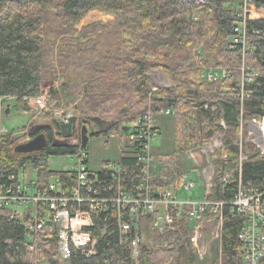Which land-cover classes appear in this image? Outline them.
Segmentation results:
<instances>
[{
    "label": "trees",
    "instance_id": "1",
    "mask_svg": "<svg viewBox=\"0 0 264 264\" xmlns=\"http://www.w3.org/2000/svg\"><path fill=\"white\" fill-rule=\"evenodd\" d=\"M240 1L0 0V99L15 97L16 102L27 104L42 95L44 82L72 72L75 81L64 85L61 92L52 90L51 97L58 99L61 93L76 98L81 129L87 121L92 137L119 138L117 163L128 173L137 168V159L124 142L130 131L124 123L168 109L175 111L174 154L223 134L219 124L222 112L229 131L227 147L220 155L234 153L236 149L229 146L240 141L241 121L264 117V16L249 20L245 51L241 45H234L238 22L234 9ZM255 6L258 12L264 11V0H256ZM201 8L206 19L195 20L194 13ZM95 10L114 16V23H93L79 30L81 20ZM198 44L216 58L219 67L231 71L230 77L199 85L191 81L202 79ZM243 63L247 70L260 71L261 75L246 86L249 96L242 105L236 89L242 81ZM158 69L171 79V88L152 89L150 74ZM191 90L199 94H190ZM215 106L218 108L214 110ZM60 125L42 131L48 144L41 152H12L8 146L15 140H7L0 151V183L10 184V175L19 177L30 167L37 172L39 188L48 187L52 178H58L68 192L76 186L69 171L49 168L51 157L81 153L77 145L53 144ZM73 130L75 135V125ZM244 153L248 157L243 167L244 182L264 189V160L252 144L245 145ZM110 163L105 162V166ZM100 180L108 184L110 175L103 172ZM236 191V186L228 187L223 195L216 188L214 198L231 200ZM26 221L27 216L0 209V264H61L54 234L46 233L35 243V251L29 250L33 243L26 234ZM94 222L88 232L97 242L95 253L86 256L73 249L68 264L197 263L188 219L183 222L182 245L166 249L161 246L162 238L154 245L146 241L138 262L121 244L116 211L97 213ZM243 226L242 217L224 224L222 264H244L239 255ZM219 263L215 260L211 264Z\"/></svg>",
    "mask_w": 264,
    "mask_h": 264
},
{
    "label": "built area",
    "instance_id": "2",
    "mask_svg": "<svg viewBox=\"0 0 264 264\" xmlns=\"http://www.w3.org/2000/svg\"><path fill=\"white\" fill-rule=\"evenodd\" d=\"M255 2L241 0L234 9L238 22L232 42L241 45L244 51L247 49L248 22L256 17ZM196 51L198 59L202 60V47H197ZM241 72L242 81L237 86L236 95L243 105L249 96L246 86L255 83L261 72L247 70L244 63ZM230 75L228 68L217 65L202 67V80L209 83ZM0 100L15 101L16 98ZM36 103L42 106L43 100L37 98ZM160 114L174 116L175 111L168 109ZM220 116V125L225 130L223 112ZM131 128L134 134L130 137L129 146L137 159V168L130 173L112 161L96 172L89 166L86 150H81L80 155L73 157L75 166L69 170L77 182L69 192L58 178H52L46 188H39L36 179L21 180L15 175L8 177L10 184L0 183V209L11 210L21 217L27 216L26 234L33 243L29 250L34 252L35 243L48 233L56 237L61 264H68L73 249L91 256L95 253L97 242L88 230L94 227L97 213L112 210L117 212L121 244L129 249L136 262L146 241L153 245L157 238H162L161 246L166 249L182 245L185 241L183 222L186 219L192 231L191 245L201 254L200 244L205 246L207 240L206 225L222 229L232 218L242 217L240 258L244 264H264V189L250 187L243 180V167L248 160L244 153L246 144L255 146L264 160V117L241 121L240 141L229 146L236 149L234 153L220 155L227 147L226 133L188 150L189 153L194 151L189 155L192 161L189 171L181 167L172 169L168 167V159L155 158L153 144L158 141L161 130L154 124L152 114L137 119ZM56 138L63 139L57 132ZM80 139L79 131L71 138L81 148ZM103 172L110 175V183L101 182ZM126 185L128 187L125 188ZM232 186L237 189L233 199L214 198L216 188L224 195ZM198 188L204 189L203 199L183 197V194ZM147 228L150 233L145 234ZM212 239H215V234Z\"/></svg>",
    "mask_w": 264,
    "mask_h": 264
},
{
    "label": "rangeland",
    "instance_id": "3",
    "mask_svg": "<svg viewBox=\"0 0 264 264\" xmlns=\"http://www.w3.org/2000/svg\"><path fill=\"white\" fill-rule=\"evenodd\" d=\"M255 14L256 17H262L264 16V11L258 12L256 9ZM194 19H198L199 21L206 19L205 10L203 8L197 10L194 13ZM114 20V16L95 10L89 12L81 20L77 28L81 30L82 28L93 23L109 25L113 24ZM197 46L199 47L200 45L198 44ZM201 57L202 60L198 59L200 67L217 65L216 58L212 54L205 52V50H203ZM206 63L207 65H205ZM74 81L75 75L70 72L57 75V79L44 82L42 86V95L38 97L43 100L42 106L37 105V98H32L27 104L16 102L14 100H0V151L2 146L6 144L7 140H15L14 143L8 146L12 152L17 145L30 141L32 137L29 136V131L33 126L40 124H50L53 127H56L63 122H66L69 116H78L79 121L75 124V133L76 131L81 132L80 112L78 108H76V106H78V100L70 94L60 93L58 99L51 97L52 90L61 92L64 85L72 84ZM191 81L196 85H199L203 80L191 79ZM150 83L153 90L163 88L169 89L173 85L171 79L160 69L151 72ZM215 108L217 109L218 107ZM136 121L137 120L124 123V127H127L130 130L124 139L126 144H131L130 137L134 134V130L131 128V125ZM154 124L161 128V134L158 138V141L153 144L155 158L157 160H161L163 158L168 159V167L172 169L181 167L185 171H189V169L192 168V161L190 160L189 155L190 153H194V151L189 153L188 150L192 149L189 148L181 154H174V118L170 116L160 117L156 115L154 117ZM219 124H221V116L219 117ZM228 131L229 128L226 124L224 133L227 134ZM86 152L89 155L90 168L96 172H99L104 168L105 162H116L119 160L121 154L119 138L91 136ZM74 166L75 162L72 156H55L51 157L49 160V168L51 171H69ZM20 178L21 180L36 179L37 172L28 167L20 174ZM183 197L190 198L192 200H201L204 198V189L198 188L197 190L191 191L189 194H183ZM222 229L218 228L216 225L205 226V235L207 240L205 246L200 244L201 254L196 251V264H211L215 260L219 261V264H222ZM214 234L215 239H212Z\"/></svg>",
    "mask_w": 264,
    "mask_h": 264
},
{
    "label": "water",
    "instance_id": "4",
    "mask_svg": "<svg viewBox=\"0 0 264 264\" xmlns=\"http://www.w3.org/2000/svg\"><path fill=\"white\" fill-rule=\"evenodd\" d=\"M156 90V89H155ZM190 94L198 95V91L191 90ZM78 108V106H76ZM79 121L78 116H71L68 122H63L60 125V130L57 131V135L63 139H54L53 144L55 146H74L75 144L71 140L73 136V127ZM52 125L50 124H40L33 126L29 131V136L32 139L26 143L19 144L14 148L15 153L18 154H31L35 152L43 151L47 144L48 139L42 131L45 129H51ZM91 134L88 129V122L83 121V126L81 129V150L85 151L88 148Z\"/></svg>",
    "mask_w": 264,
    "mask_h": 264
},
{
    "label": "crops",
    "instance_id": "5",
    "mask_svg": "<svg viewBox=\"0 0 264 264\" xmlns=\"http://www.w3.org/2000/svg\"><path fill=\"white\" fill-rule=\"evenodd\" d=\"M156 116V115H155ZM154 116V117H155ZM158 116H160V117H166V116H163V115H161V114H158ZM170 117H173V116H170ZM157 126V125H156ZM157 127H159V126H157ZM160 128V127H159ZM160 130H161V128H160ZM163 155V154H162ZM117 162V161H116ZM90 166V165H89Z\"/></svg>",
    "mask_w": 264,
    "mask_h": 264
},
{
    "label": "flooded vegetation",
    "instance_id": "6",
    "mask_svg": "<svg viewBox=\"0 0 264 264\" xmlns=\"http://www.w3.org/2000/svg\"><path fill=\"white\" fill-rule=\"evenodd\" d=\"M55 139H56V137H55Z\"/></svg>",
    "mask_w": 264,
    "mask_h": 264
}]
</instances>
